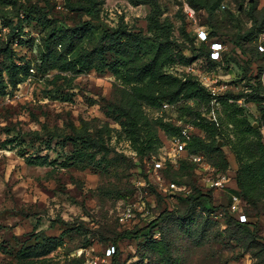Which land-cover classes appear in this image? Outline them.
I'll list each match as a JSON object with an SVG mask.
<instances>
[{"label":"rangeland","instance_id":"rangeland-1","mask_svg":"<svg viewBox=\"0 0 264 264\" xmlns=\"http://www.w3.org/2000/svg\"><path fill=\"white\" fill-rule=\"evenodd\" d=\"M103 1V16L109 24L116 25L123 17L131 28L147 30L150 5L135 6L128 0ZM157 2L163 13L160 20H171L176 37L181 41L187 39L185 43L193 45L201 56L190 66L172 69L174 73L210 74L216 87H235L236 93L248 94L245 99H253L251 85L257 87L260 80L264 87V54L256 51L258 45H264V32L257 37L251 34L258 28L254 29L248 14L252 6L260 11L264 0H246L243 12L236 15L226 30L218 32L225 48L223 60L217 67H211L204 59L202 53L206 48H201V42L194 39L192 43L196 26L211 31L208 26L205 28L208 13L205 10L194 13L187 0ZM226 8L236 11L237 6L225 0L221 10ZM257 11L254 14L258 16L260 12ZM191 13L194 17L190 16ZM45 16L69 26L80 19L67 8L65 0H0V36L15 51L17 63L32 67L23 82L9 87L7 93L0 96V263L9 259L2 248L14 252L23 245L35 244L36 236L64 234V246L49 255L50 264H110L111 255L107 250L115 245L116 240L118 264H162L153 258L147 247L149 236L127 239L119 235L126 230L144 227L164 211L163 220L153 230V238L162 237L161 231L172 238L179 264L264 263V213L255 218L256 211L252 207L244 209L248 220L258 221V235L262 238L252 244L249 238L239 235L240 242H237L231 239L233 231L225 230V215L204 212L205 204L191 210L185 200L191 194L198 195V191L206 193L212 189L214 204L219 207L227 205L226 196L211 188L210 183L223 175L227 176L228 183L233 179L237 163L231 148L223 147L230 162L227 171H221L205 155H198L201 157L199 162L191 161L185 152L175 155L174 143L182 139L165 135L163 131H159L162 142L155 150L138 154L121 132L120 124L106 115L107 107L118 99L120 85L110 71L80 75L74 87L67 90L72 95L69 101L51 98L46 93L51 89L46 80L50 74L44 75L36 70L41 39L46 32L43 26ZM181 18L188 23V38L180 34ZM7 23L16 28L14 34ZM238 42L246 51L236 46ZM186 54L191 55V52L186 51ZM3 59L0 54V63ZM245 99H239L237 103L244 107L254 125H261L264 135L260 104ZM184 105L199 107L197 102L188 101L164 104L159 109L146 107L145 110L151 118L163 116L188 130L190 135L205 137L204 132L192 123L194 118ZM200 108L209 111L206 114L209 118L227 119L222 107ZM73 126L88 128L95 137L103 136L110 154L104 160L100 154L87 168L63 167L62 163L73 151V146L64 147L63 140L52 135L70 134ZM233 130L232 124L222 127L225 134H233ZM7 140L11 143L5 146ZM223 141L225 139L221 138L220 144ZM49 144L51 148H48ZM21 153L32 157L48 155L51 160H56V164H28ZM155 160L161 163V167H155ZM183 160L186 162L182 165ZM233 191L229 188L230 193L237 195ZM207 218L212 223L207 225L211 230L205 237L189 238L183 234L186 224L197 230L204 226ZM185 219L187 223L183 227Z\"/></svg>","mask_w":264,"mask_h":264},{"label":"trees","instance_id":"trees-1","mask_svg":"<svg viewBox=\"0 0 264 264\" xmlns=\"http://www.w3.org/2000/svg\"><path fill=\"white\" fill-rule=\"evenodd\" d=\"M128 1L135 6L142 4L151 6L152 9L146 18V31L142 28H131L123 17L116 25L109 24L103 16V0H65L67 8L80 17L73 26L58 24L55 20L44 17L43 26L46 32L41 39L36 70L44 75L50 74L46 80L47 87L51 89H47L46 93L51 98L69 101L72 95L67 90L74 87V82L80 75L110 71L120 81V85L117 88L118 99L107 107L106 115L120 124L121 132L129 139L133 149L141 155L145 154L146 150H155L162 142L159 131H163L165 135L180 136L182 140L185 139L182 126L175 125L163 116L149 117L146 107L159 109L164 104L197 102L198 108L184 106L194 118L192 123L206 136L191 135L190 139L186 140V151H184L186 157L193 161L192 157L205 155L221 171H227L230 162L223 147L229 146L237 163L233 177L236 182L234 192L240 196L243 213L245 214L244 209L250 206L256 211L254 217L257 218L259 214L264 213V135L260 129L261 125L255 127L254 122L250 121L245 113L244 107L237 103L239 99H245L248 94L236 93V88L230 87L223 94L215 96L202 84L199 75L186 72L174 73L172 69L178 66H190L201 57L196 53V48L187 45L185 43L187 39L181 41L176 37L175 25L171 20L168 18L160 20L163 13L157 0ZM224 1L187 0L190 10L194 13L197 10H205L208 13V25L205 28H211L210 32L207 29L210 41L198 40L195 30L192 43L197 39L201 42V48H206L202 54L211 67H217L221 63L223 53L220 60L212 59L210 43L214 40L221 42L218 32L226 30L227 26L234 22L236 15L243 12V4L246 0H230L237 6L236 11L230 8L221 10ZM256 11L257 8L252 6L248 12L254 29L258 28L255 32H251L254 37L264 32V7L257 11L260 12L258 16L254 14ZM84 16L87 17L86 20L83 19ZM181 21L180 34L183 38H188V23L183 18ZM6 26H11L12 33H15L16 28L11 23H7ZM236 46L246 51L241 42L236 43ZM259 46L256 47V51L264 54ZM186 51H190L191 55H187ZM0 54L4 57L0 63V96H2L7 93L9 87H15L23 82L32 67L27 63L22 65L17 63L15 51L8 41H3L1 36ZM258 82L257 87L251 85L254 92L253 99H245V101L260 104V120L264 121V87L260 80ZM200 106L208 109L213 106L222 107L227 119L209 118L206 115L209 111L202 110ZM229 124L234 128L233 134H225L222 131V127ZM108 126L107 123V129ZM52 137L61 138L64 147L68 144L73 146V151L66 155L62 163L63 167L87 168L100 154L103 160L110 154L105 138L95 137L88 128L78 129L73 126L72 133H55ZM221 138L225 139L223 144L219 142ZM9 143L11 140H7L4 144L6 146ZM48 148H51V144ZM21 155L28 164L41 166L56 164V160H51L48 155L35 157L26 156L24 153ZM185 162L186 160H183L181 164ZM221 193L228 200L227 205H220L221 207L214 204L212 189L206 193L198 191V195L191 194L186 196L185 200L191 210L205 204L204 212L225 215L227 220L225 230L233 231L230 234L232 240L240 242L237 236L243 235L249 238L252 244L258 242L262 238L258 235V221H250L248 217L247 221H240L238 214L231 211L232 193L229 191H221ZM165 214L166 211L144 227L126 230L119 236L127 239L149 236L146 244L153 258L156 257L162 264H179L180 258L175 255L172 238L163 235L162 231V237L153 238V230L158 227ZM185 223L187 219L183 221V227ZM209 223H212V220L207 218L204 226L197 230H193L188 223L183 234L189 238L197 235L198 238H203L211 230L207 227ZM64 236V234L36 236L35 244L23 245L14 252L2 248L9 259L0 264H50L49 255L64 246ZM116 244L117 240L113 245L115 252L111 255L110 264H118L119 249Z\"/></svg>","mask_w":264,"mask_h":264},{"label":"built area","instance_id":"built-area-1","mask_svg":"<svg viewBox=\"0 0 264 264\" xmlns=\"http://www.w3.org/2000/svg\"><path fill=\"white\" fill-rule=\"evenodd\" d=\"M191 17H194L193 13L190 14ZM196 32H197V37L198 40L200 41H204V42H209L210 38H209V33L207 32L206 29H204L203 26H196ZM210 48H211V58L215 59V60H220L222 57V53L224 51V44L220 41L214 40L210 43ZM260 51L264 52V45H260L259 46ZM214 73V72H213ZM199 79L202 82L203 85H205L207 88H209L212 92L213 95L217 96V95H221L223 94L226 90L223 87H216L214 80L212 79V75L210 74H204V75H199ZM216 101V99H215ZM183 137L185 139L183 140H178L175 144V149H174V153L175 155L180 154L184 151H186V145L187 142L186 140H189L191 135L189 133L188 130H183ZM193 161L195 162H199L201 160L200 156H194L192 157ZM155 167L159 168L161 167V163L158 160L154 161ZM228 178L226 175H223L221 178L217 179V180H212V182L210 183V187L211 188H215L218 191H225L228 192L229 191V184H228ZM172 187H176V185L174 183H170ZM232 198H233V202L231 205V211L234 213L238 214V217L240 219V221L245 222L247 221V216L243 213L242 210V202L240 197H238V195H234L232 194ZM108 254L112 255L115 252V248L114 246L111 248H108Z\"/></svg>","mask_w":264,"mask_h":264},{"label":"crops","instance_id":"crops-1","mask_svg":"<svg viewBox=\"0 0 264 264\" xmlns=\"http://www.w3.org/2000/svg\"><path fill=\"white\" fill-rule=\"evenodd\" d=\"M228 184H230V186L232 187V190L236 191V182H235V179L234 178ZM234 191H233V193H235Z\"/></svg>","mask_w":264,"mask_h":264},{"label":"water","instance_id":"water-1","mask_svg":"<svg viewBox=\"0 0 264 264\" xmlns=\"http://www.w3.org/2000/svg\"><path fill=\"white\" fill-rule=\"evenodd\" d=\"M180 5H182V3H180ZM258 125H257V123L255 124V127H257Z\"/></svg>","mask_w":264,"mask_h":264}]
</instances>
